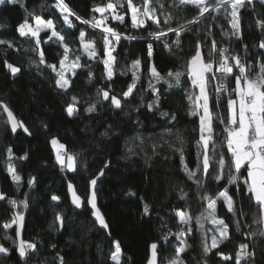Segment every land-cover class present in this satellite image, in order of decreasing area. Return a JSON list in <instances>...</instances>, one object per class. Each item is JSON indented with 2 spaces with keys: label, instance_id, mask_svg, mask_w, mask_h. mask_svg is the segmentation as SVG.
I'll use <instances>...</instances> for the list:
<instances>
[{
  "label": "trees",
  "instance_id": "16d2710c",
  "mask_svg": "<svg viewBox=\"0 0 264 264\" xmlns=\"http://www.w3.org/2000/svg\"><path fill=\"white\" fill-rule=\"evenodd\" d=\"M66 2L81 17L90 19L93 15L100 17L99 13L92 11L93 6L102 5L107 0ZM160 2L166 5V13L172 14L173 19L170 23L174 28L186 24L196 15L191 6L172 7V0ZM25 3L29 10L35 9L37 14L43 15L46 19H56L59 16L55 9L46 8L42 11L40 8L41 4L52 5L55 0H25ZM133 3L141 6L143 0H133ZM155 6L159 15V3ZM241 11L243 43L248 45V60L254 62L258 59L256 53L264 52L254 47L264 38L254 23L257 17L264 14V7L256 0L255 13L250 9ZM120 12L125 15L128 27L111 20L110 26L117 28L124 37L132 36L138 39L122 38L116 46V52L113 53L117 59L112 94L119 96L127 89L132 74L128 72L127 75H120V71L130 67L132 61L136 59L142 62L141 82L137 85L141 91L134 92L122 110H114L108 102H104L97 105L95 113L88 114L84 111L87 106L85 102L92 103L98 99L96 96L98 87L107 88L102 79L103 64L93 63L89 69L94 77L91 82L88 78L89 70L78 69L77 77L72 78L76 81L75 86L69 89L68 93L62 92L55 85L57 78L55 73L44 65H39L38 54L31 50L34 42L20 37L16 31L18 24L24 19V10L16 5L0 6V24L5 26L0 29V38L13 40L20 49L18 52L8 50L6 59L21 68V72L13 76L0 59V100L8 104L16 118L23 121L31 132V135H28L20 129L17 133H12L8 124H5L4 113L0 114V192L7 198L17 201L27 198L29 207L25 215L26 229L22 235L24 239H35L38 243V253L29 256L26 261L19 258L17 252L12 249L7 255L0 254V264H44L45 258L50 262L56 251L65 257L67 264H114L108 258L112 247L109 238L92 220L88 206L82 207L81 211L75 210L70 205L67 194V184L71 181L77 194L82 199L86 198L89 193L88 180L97 176L108 161L110 166L105 169V175L96 186L97 203L109 224L108 231L111 232L112 238L121 242L124 253L122 264H146L150 244L157 241L161 245L158 249L159 264H167L179 243L175 237H170L167 243L161 239L167 234L168 228L175 232L179 227L173 209L187 208L196 216L204 207L198 199L196 184L182 171L179 155L174 151L177 146L176 137L180 135L185 140V156L189 167H195V140L198 139V131L194 132L193 129L198 130V118L189 114V101L184 91L186 88L191 91L190 81L182 88L171 89L163 82L157 83L156 87L160 89V108L149 111L146 105L153 99V95L143 91L147 88L148 75L144 63L147 58V42H153V62L161 73H166L169 69L183 71L187 59L195 51L197 40L201 42L205 54L214 38L219 46H229L234 53H239L243 57L242 44L233 40L229 45L228 38L222 34V28L224 31H230L231 17L225 19L220 15L212 22L211 17L206 14L199 24L192 26L190 32L181 33L179 48L173 43L176 40L175 34L168 33L164 39L172 45L169 50L159 41H150L148 31L157 30L151 21L148 22L147 28L133 29L129 12L126 10ZM71 19L78 26L73 30L76 37L79 34L78 29L84 28L87 33L86 40H94L97 49L102 52V29L93 30L75 21L74 17ZM161 23L163 24L162 17ZM210 23L213 24L211 29L213 35L206 38V29ZM59 27L58 24V30ZM41 37L40 48L45 52V60L49 64H57L58 67L63 49L56 43H44L43 41L47 39L44 33H41ZM73 39L74 37L66 34L69 45L78 47V43L73 45ZM3 56L4 54L0 52V57ZM81 62L92 63L86 58ZM72 95L80 98L79 112L74 117H69L66 107L71 102ZM140 95L144 96L143 105ZM137 107L139 111L135 110ZM225 107L226 100L221 111H224ZM161 111L174 114L176 120L169 123L167 117L160 115ZM220 127L222 126L216 127L217 132L220 131ZM106 129L109 130L107 137L101 135ZM168 129L172 130L171 133L167 131ZM53 138L63 143L68 152L78 154L76 172L61 169V165L56 161V148L51 144ZM216 139L219 141L222 137L217 136ZM8 147L12 148L14 154L11 163L22 177L19 186L12 181L6 171L9 162L6 153ZM129 148L132 149V153L128 151ZM25 153L28 158L19 159ZM31 177H35V183L29 191L28 181ZM181 189L187 193L184 200L179 199ZM130 190L135 195H129ZM208 190L215 193V186L211 181L208 183ZM52 195L60 196V201H52ZM233 198L237 200V209L243 206L247 214L241 219L242 231L258 233L261 230L260 225L245 227L246 222L251 223L254 214L258 215V208L247 197L235 195ZM145 202L152 209L148 216L142 211ZM12 212V206L7 203V199L0 200V224L7 221ZM57 213L62 214L65 225L59 232L49 229ZM217 217L229 224L230 241H226L219 249H213L210 254L204 256L200 233L196 231L191 238H186L187 243L192 245L185 254H182L187 264H203L204 260H207V264H234V260L222 261L217 251L235 257L241 243H247L249 250L255 251L254 264H264V237L258 234L244 236L236 233L232 215L227 212L222 201L217 205ZM162 223H167L168 228H162ZM214 227L211 222L205 221L206 230ZM9 234L14 236L11 230ZM3 235L4 230L0 228V243L5 247H11V241H5ZM212 235L219 238V233L208 231L209 246ZM53 243L57 245L56 249H52ZM242 264L245 262L242 261Z\"/></svg>",
  "mask_w": 264,
  "mask_h": 264
},
{
  "label": "snow or ice",
  "instance_id": "6c2138e0",
  "mask_svg": "<svg viewBox=\"0 0 264 264\" xmlns=\"http://www.w3.org/2000/svg\"><path fill=\"white\" fill-rule=\"evenodd\" d=\"M255 2L256 0H179L177 3V0H172V7L191 6L192 10L196 12V15L186 24L174 28L170 23L173 19L172 14L166 13V5L160 0H143L141 6L133 3V0H107L102 5L93 6L92 11L99 13L100 17L97 18L93 15L90 19H85L73 11L66 0H55L52 5H40L42 11L46 8L55 9L59 13L56 19H46L43 15L37 14L35 9L29 10L25 0H0V6L16 5L24 10V19L18 24L16 31L20 37L34 42L31 50L38 54L39 65H44L55 73L57 77L55 85L62 92L68 93L69 89L75 86L76 81L72 78L77 77L78 69L89 70L93 63L103 64L102 79L107 84V88L98 87L96 89L98 99L92 103L85 102L87 106L84 111L88 114L95 113L97 105L104 102H108L114 110H122L125 103L133 97L134 92L141 91L137 85L141 82L142 62L140 59H136L132 61L130 67L120 71V75H127L128 72L132 74L127 89L119 96L112 94V81L117 59L113 53L116 52V46L122 38L138 39V37L132 36L124 37L117 28L110 26L111 20L128 27L125 15L121 14L120 10L131 13V28L133 29L147 28L148 22L151 21L157 30L148 31L150 41H159L165 49L169 50L172 45L168 43L167 39H164L168 33L175 34L176 40L173 43L179 48L181 33L190 32L192 26L199 24L206 14L211 17L212 22H215L220 15H223L225 19L231 17L229 21L230 31H224L222 28V34L228 38L229 45L233 40L242 44L243 57L239 53H234L229 46H219L214 38L205 54L201 42L197 40L195 51L187 59L183 71L169 69L166 73H161L156 63L153 62V42H147V58L144 63L148 74L147 88H144L143 91L153 95V99L146 105L147 109L152 111L160 108V89L156 87L157 83L163 82L167 84L168 89H171L173 87L182 88L186 82L190 81L189 88L191 91L187 88L184 91L186 99L189 101V114L198 118V130L193 129L194 132L198 131V139L195 140V167H189L185 156V140L180 135L176 137L177 146L174 151L179 155L182 171L189 180L196 184L198 199L204 204V207L196 216H193L190 209L187 208L173 209L179 224L175 232L168 228L167 223H162L161 227L168 228V232L161 239L167 243L170 241V237H175V240L179 242L174 248V255L167 260V264H187L182 254H185L192 245L187 243L186 238H191L196 231L200 233L204 256L210 254L213 249H219L220 245L226 241H230L229 224L225 223L224 219L217 217V205L221 201L223 206H226L227 212L232 215V223L235 225L236 233L244 236L258 234L264 237V52H257L258 59H255L254 62L248 60V45L243 43L241 28L243 19L241 10L250 9L255 13ZM157 3H159V15L155 6ZM259 3L264 7V0H259ZM213 13L216 15H212ZM71 17H74L75 21H79L81 25H86L93 30L102 29V52L97 49L94 40H86L87 33L84 28L78 29L79 34L76 37L73 30L77 29L78 26ZM254 23L264 37V14L257 17ZM58 24L60 25L59 30ZM212 26L213 24L210 23L207 27L206 38L213 35ZM4 27L3 24H0V29ZM41 33L47 36V39L43 41L44 43H56L63 49L58 67L57 64H49L45 60V52L40 48ZM66 34L74 37L73 45L78 43L79 46H70L66 40ZM254 47L264 50V38ZM10 49L20 51L13 40L0 38V52L4 54L0 59L3 60L4 67L13 76H16L21 72V68L6 59L7 51ZM84 58L92 63H82ZM88 78L89 82L94 79L90 70L88 71ZM172 81L175 83L173 84ZM225 100V110L221 111ZM140 101L143 105V95H140ZM79 104L80 98L72 95L71 102L66 107V113L69 117L78 114ZM135 110L139 111V107ZM3 113L7 114L5 124H10L13 133H17V129L20 128L23 129L24 133L31 135L29 129L23 121L16 118L8 104L0 100V114ZM160 115L167 117L169 123L176 120V116L168 112L161 111ZM217 126H222L219 132L216 131ZM110 128L111 126H109ZM167 131L171 133L172 130L168 129ZM101 135L107 137L109 130L106 129ZM217 136H221L222 139L218 141ZM51 144L56 148V161L61 165V169L76 172L78 154L68 152L66 146L60 143L57 138H53ZM128 151L132 153L131 148ZM6 153L9 161L6 171L10 174L12 181L19 186L22 177L11 163V158L14 155L12 148L8 147ZM27 158V153L19 157L22 160ZM109 166L110 161L105 162L104 168L100 170L97 176L88 180L91 192L86 198L82 199L77 194V190L71 181L67 184V192L70 194L71 203L76 208L90 206L94 222L99 225L101 230L105 231L112 246L109 260L114 264H122L124 253L121 242L112 238L111 232L108 231L109 224L97 206L96 186L100 177L105 175V169ZM209 181L215 186L214 194L208 190ZM34 183L35 177H31L28 181L29 187L33 186ZM129 195H135V193L130 190ZM235 195L247 197L258 208V215H253L250 224L245 223L247 228H251L252 225H260L261 230L258 233L242 231L241 219L245 218L247 214L243 206L239 210L237 209V200L233 198ZM186 196L187 193L181 189L179 199L184 200ZM5 199L12 206L13 212L7 221L0 224V228L4 230L3 239L11 241V247H5L3 243H0V254L7 255L14 249L18 252L19 257L26 261L29 256L38 253V243L35 239L27 240L22 235L26 229L25 211L29 207L27 198L17 201L7 198L4 193L0 192V200ZM60 199L61 197L58 195L51 197V200L55 202H59ZM142 211L144 215H150L151 206L147 202L143 203ZM205 221L211 222L215 227L206 230ZM64 226V217L57 213L53 223L49 225V229L59 232ZM9 230L14 232V236L9 234ZM208 231L219 233V238L217 235L211 236L210 246L207 243ZM51 247L56 249L57 245L53 243ZM160 247L159 241L150 244L151 254L147 264H158V249ZM217 255L225 262L234 260V264H242V261L245 264H254L255 251H250L247 243H241L235 257L225 255L222 251H217ZM44 264H67V262L65 257L56 251L50 262L45 258ZM203 264H207V260H204Z\"/></svg>",
  "mask_w": 264,
  "mask_h": 264
},
{
  "label": "water",
  "instance_id": "95a60500",
  "mask_svg": "<svg viewBox=\"0 0 264 264\" xmlns=\"http://www.w3.org/2000/svg\"><path fill=\"white\" fill-rule=\"evenodd\" d=\"M4 115H5V117H6V119H7V114L6 113H4ZM8 126H9V128H10V130H11V126H10V124H8ZM20 130V128H18L17 129V132ZM12 132V131H11ZM13 133V132H12ZM102 177H100V179H101ZM100 179L98 180V182L100 181ZM32 187L33 186H31L30 188H29V191L32 189ZM90 192H91V189H90V186H89V193H88V195H90ZM67 194H68V192H67ZM68 197H69V201H70V205L75 209V210H77V211H81L82 210V208H76L72 203H71V197H70V194H68ZM97 206H98V203H97ZM88 208H89V210L91 211V209H90V206H88ZM27 211V210H26ZM26 211H25V215H26ZM91 218H92V220L94 221V217L92 216V214H91ZM96 225H97V227L99 228V225L96 223ZM100 229V228H99ZM101 230V229H100ZM102 231H104V230H102ZM105 232V231H104ZM150 254H151V252H150V249H149V256H148V259H149V257H150ZM17 255H18V257H19V254H18V252H17ZM20 258V257H19ZM158 264H159V256H158ZM148 261V260H147ZM146 264H147V262H146Z\"/></svg>",
  "mask_w": 264,
  "mask_h": 264
},
{
  "label": "rangeland",
  "instance_id": "374dc122",
  "mask_svg": "<svg viewBox=\"0 0 264 264\" xmlns=\"http://www.w3.org/2000/svg\"><path fill=\"white\" fill-rule=\"evenodd\" d=\"M129 14H130V17H131V13L129 12ZM163 264H165V263H163Z\"/></svg>",
  "mask_w": 264,
  "mask_h": 264
}]
</instances>
